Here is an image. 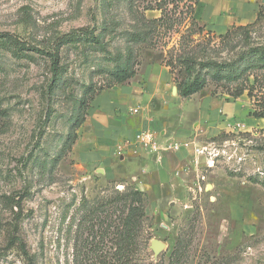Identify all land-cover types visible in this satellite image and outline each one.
<instances>
[{
  "label": "rangeland",
  "instance_id": "1",
  "mask_svg": "<svg viewBox=\"0 0 264 264\" xmlns=\"http://www.w3.org/2000/svg\"><path fill=\"white\" fill-rule=\"evenodd\" d=\"M192 2L0 0V32L31 46L50 50L61 34L79 30L76 42L58 48L62 73L51 91L46 54L16 57L0 48V264H99L128 205L105 202L134 190L144 264H168L180 243L179 264H264V65L257 61L264 57V0L256 21L222 37L199 30ZM128 52L135 68L147 59L168 63L176 87L188 76L184 59L205 75L200 91L172 105L203 114L193 118L192 144L173 180L143 190L130 176L81 168L72 154L83 124L76 120L116 84L112 74ZM200 61L223 63V74L245 69L235 80H216ZM115 92L121 99L123 89ZM126 96L120 103L135 105L136 95ZM218 100L232 110L224 129L207 116L223 113ZM12 232L29 257L9 241ZM152 239L164 244L157 254ZM81 243L87 252L76 262Z\"/></svg>",
  "mask_w": 264,
  "mask_h": 264
},
{
  "label": "crops",
  "instance_id": "2",
  "mask_svg": "<svg viewBox=\"0 0 264 264\" xmlns=\"http://www.w3.org/2000/svg\"><path fill=\"white\" fill-rule=\"evenodd\" d=\"M258 4L259 0H196L192 14L204 31L218 36L233 27L256 21ZM173 80L169 67L161 60L147 59L138 65L133 77L100 91L91 101L78 139L72 147L78 166L102 169L107 178L130 176L138 181L137 185L142 190L153 183L165 184L173 180L174 170L185 157L184 151H188L187 147L192 144L189 140L195 133L190 128V125H195L193 118L203 115L196 110L185 115L186 111L181 106L172 109V105H181L190 99L189 96H180ZM120 88L124 91L123 96L136 95L135 105L120 103L124 98L118 99L115 92ZM218 102L223 113L215 117L206 115L218 117L220 122L217 124L221 129L228 116L225 114L232 110L225 112L222 109L229 102ZM137 106L139 109L135 113L132 109ZM145 129L155 133L159 144L189 141V145L159 152L145 151L133 142L134 134Z\"/></svg>",
  "mask_w": 264,
  "mask_h": 264
},
{
  "label": "trees",
  "instance_id": "3",
  "mask_svg": "<svg viewBox=\"0 0 264 264\" xmlns=\"http://www.w3.org/2000/svg\"><path fill=\"white\" fill-rule=\"evenodd\" d=\"M196 2L193 1L191 3V10L193 13V5ZM191 13V14H192ZM192 20L197 22L193 17ZM198 23V22H197ZM252 24V23H251ZM199 26V30L201 31L203 29L202 26ZM241 27V26H236ZM234 28V27H233ZM232 29V28H231ZM229 29L225 34H221L218 36H225L227 33L230 32ZM79 30H72L66 33L61 34L57 39V45L53 47L50 50H42L35 46H31L29 44H26L24 41L18 40L16 37L9 33L0 32V48L8 49L11 51V53L16 57H22L24 54L23 51L25 50H35L41 53L46 54L50 59V70L52 73V77L49 83V91H51L54 86L56 85L57 81L59 80V77L61 76V66L59 65V50L58 48L60 45L67 44V43H73L76 42L77 39V33ZM139 38V36H135ZM130 52L127 53L126 59L124 60V63L120 64L116 67V69L113 72V78L116 83H122L130 79L134 76L136 72L135 66L133 67L130 63ZM257 61L260 63V65H264V57H259ZM166 66L169 67L170 73H173V68L169 66L168 63H164ZM199 65L201 68L203 67H212L214 70L212 72V77L214 79H226L228 81L235 80L241 73L242 69H245L243 67L240 68H233L231 71L229 70L226 74L224 73V67L223 63H218L214 61L205 62L200 61ZM194 70V65L191 60L184 59V71L188 75L185 80H181L177 83L178 93L182 97H188L198 91H200L205 84V75L202 74L200 69L196 71L195 73H192ZM191 76V77H190ZM242 90L240 89L237 93H234V96H239L242 94ZM85 101L82 99L80 101V105L83 106ZM85 120V115H82L80 119L76 120L75 125L80 126ZM58 158L54 159L57 161ZM140 194L139 190L134 191H126L121 194H119V197L114 198L112 200H107L105 202L106 206H110V203H116L119 201H124V203H127V212L125 215L119 217V222L114 226L113 230V250L105 251L104 253H98L97 260L99 264H144L142 262V259L140 258L141 253V216L142 213L139 211V208L137 205H133L134 203V197L135 195L138 196ZM134 197V198H133ZM138 199V198H137ZM94 211L90 210L85 217L87 219H91L90 217H93ZM14 232V231H13ZM11 233L9 241L11 243H14L20 251L26 255V257H29L27 255L26 247L23 243V241L14 233ZM85 246L81 243L78 247L75 249V255H76V262L77 260H83V256L85 255L84 251L87 249H84ZM91 247H95V245H91ZM91 251H95V249L89 248ZM99 249V248H98ZM181 249V243L176 246V248L172 251L171 259L168 264H179L180 257L182 255ZM87 252V251H86Z\"/></svg>",
  "mask_w": 264,
  "mask_h": 264
},
{
  "label": "built area",
  "instance_id": "4",
  "mask_svg": "<svg viewBox=\"0 0 264 264\" xmlns=\"http://www.w3.org/2000/svg\"><path fill=\"white\" fill-rule=\"evenodd\" d=\"M139 106L132 109L133 112H138ZM133 142L136 146L148 152H159L161 150L179 149L187 147L188 141H173L169 144H159L155 138V133L152 130H139L134 134ZM196 152H201L200 149L194 148Z\"/></svg>",
  "mask_w": 264,
  "mask_h": 264
},
{
  "label": "water",
  "instance_id": "5",
  "mask_svg": "<svg viewBox=\"0 0 264 264\" xmlns=\"http://www.w3.org/2000/svg\"><path fill=\"white\" fill-rule=\"evenodd\" d=\"M207 187L209 188L210 185H208ZM163 247H164V244L160 242L159 240L152 239L150 241V248L153 251V254H157Z\"/></svg>",
  "mask_w": 264,
  "mask_h": 264
}]
</instances>
